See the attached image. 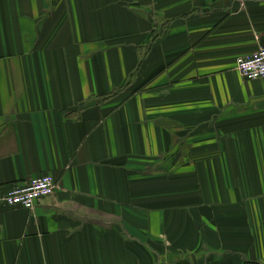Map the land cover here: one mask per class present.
Returning a JSON list of instances; mask_svg holds the SVG:
<instances>
[{
	"label": "crops",
	"instance_id": "crops-1",
	"mask_svg": "<svg viewBox=\"0 0 264 264\" xmlns=\"http://www.w3.org/2000/svg\"><path fill=\"white\" fill-rule=\"evenodd\" d=\"M260 47L264 0H0V264H264Z\"/></svg>",
	"mask_w": 264,
	"mask_h": 264
},
{
	"label": "built area",
	"instance_id": "built-area-1",
	"mask_svg": "<svg viewBox=\"0 0 264 264\" xmlns=\"http://www.w3.org/2000/svg\"><path fill=\"white\" fill-rule=\"evenodd\" d=\"M236 70L247 80L264 78V47L251 54L241 55L236 60ZM56 178L51 173H45L24 183L11 186L2 200L6 206H21L34 209L44 197L56 192Z\"/></svg>",
	"mask_w": 264,
	"mask_h": 264
},
{
	"label": "trees",
	"instance_id": "trees-1",
	"mask_svg": "<svg viewBox=\"0 0 264 264\" xmlns=\"http://www.w3.org/2000/svg\"><path fill=\"white\" fill-rule=\"evenodd\" d=\"M45 174V173H44Z\"/></svg>",
	"mask_w": 264,
	"mask_h": 264
}]
</instances>
